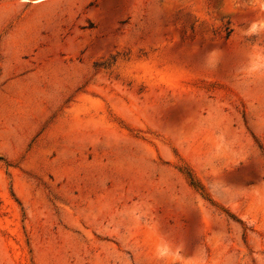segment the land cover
Here are the masks:
<instances>
[{"label":"rangeland","instance_id":"obj_1","mask_svg":"<svg viewBox=\"0 0 264 264\" xmlns=\"http://www.w3.org/2000/svg\"><path fill=\"white\" fill-rule=\"evenodd\" d=\"M0 264H264V0H0Z\"/></svg>","mask_w":264,"mask_h":264},{"label":"trees","instance_id":"obj_2","mask_svg":"<svg viewBox=\"0 0 264 264\" xmlns=\"http://www.w3.org/2000/svg\"><path fill=\"white\" fill-rule=\"evenodd\" d=\"M190 183L194 186H197V183H194V181H191Z\"/></svg>","mask_w":264,"mask_h":264}]
</instances>
